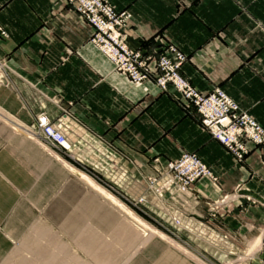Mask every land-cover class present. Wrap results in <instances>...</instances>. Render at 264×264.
<instances>
[{"label": "crops", "instance_id": "1", "mask_svg": "<svg viewBox=\"0 0 264 264\" xmlns=\"http://www.w3.org/2000/svg\"><path fill=\"white\" fill-rule=\"evenodd\" d=\"M108 1L130 15L131 49L174 46L186 57L181 75L197 91L219 87L264 130V0ZM0 28V264H64L57 243L42 247L46 233L19 230L25 217L15 211L38 190L47 164L59 161L23 129L42 111L87 164L107 158L119 169L151 172L195 153L216 179L191 185L188 220L209 223L211 258L264 264L262 147L246 142L237 160L172 87L115 70L90 41L93 27L66 0H0ZM223 236L229 241L220 250Z\"/></svg>", "mask_w": 264, "mask_h": 264}, {"label": "rangeland", "instance_id": "2", "mask_svg": "<svg viewBox=\"0 0 264 264\" xmlns=\"http://www.w3.org/2000/svg\"><path fill=\"white\" fill-rule=\"evenodd\" d=\"M36 115L23 128L25 134L51 150L59 161L57 168L53 161L47 164L38 190L15 208L16 214L25 217L20 231L46 233L42 247L57 243L64 264H215L209 250L215 239L211 241L205 233L209 223L204 228L188 220L187 196L197 179L183 191L174 185L175 180L170 186L165 184L167 163L153 164L151 172L141 173L123 166L119 169L117 161L107 158L84 163L74 158L70 148L60 151L47 144L36 133ZM228 241L221 237L219 249H226Z\"/></svg>", "mask_w": 264, "mask_h": 264}, {"label": "built area", "instance_id": "3", "mask_svg": "<svg viewBox=\"0 0 264 264\" xmlns=\"http://www.w3.org/2000/svg\"><path fill=\"white\" fill-rule=\"evenodd\" d=\"M92 27L90 41L113 63L114 69L133 82L152 79L165 90L172 87L199 115L201 125L222 143L237 160L248 152L246 142L264 149V130L219 87L207 93L197 91L180 73L185 55L172 45H162L151 53H142L126 44L124 28L130 18L126 11H116L108 0H66ZM0 34H4L0 28ZM36 133L50 146L69 150L64 131L46 113L35 118ZM167 186L176 181L180 190L189 189L200 177L216 178L195 153L185 152L167 162ZM172 174V176H170Z\"/></svg>", "mask_w": 264, "mask_h": 264}, {"label": "bare ground", "instance_id": "4", "mask_svg": "<svg viewBox=\"0 0 264 264\" xmlns=\"http://www.w3.org/2000/svg\"><path fill=\"white\" fill-rule=\"evenodd\" d=\"M81 175V177L85 180V181H87L92 187H94V188H96L97 190H99L101 193H103V194H106L100 187H98L89 177H87L86 175H84V174H80ZM108 197H110V196H108ZM111 198V197H110ZM115 203H118L116 200H114L113 198H111ZM118 205L119 206H121L119 203H118ZM122 207V206H121ZM254 244H255V241H254ZM257 244H258V242H257ZM257 246V245H256ZM255 247V245L253 246V248ZM253 248H252V250H253ZM257 247H255L254 249H256ZM251 250V252H253Z\"/></svg>", "mask_w": 264, "mask_h": 264}]
</instances>
